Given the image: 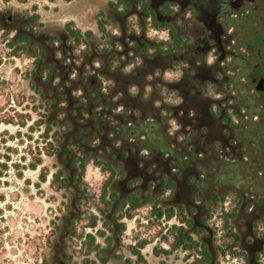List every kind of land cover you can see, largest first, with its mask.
I'll return each mask as SVG.
<instances>
[{"label": "flooded vegetation", "instance_id": "af4514ba", "mask_svg": "<svg viewBox=\"0 0 264 264\" xmlns=\"http://www.w3.org/2000/svg\"><path fill=\"white\" fill-rule=\"evenodd\" d=\"M166 2L173 5L172 12L169 16H162L158 7ZM148 3L159 20L169 21L176 33L186 38L182 42V50L175 51L169 58L171 63L168 66L179 61L187 64L186 68H181L179 76L170 82V87L180 96L179 103H182V107L197 106L194 115L188 114L185 108L179 106L174 108L175 116L180 114V124L194 129V134L182 131L183 137L188 138L187 141L167 140L164 144L151 141L131 143L123 139L113 144L105 134H102L88 145L73 138L71 133H66L63 140L56 143L55 156L58 165L51 178L68 197V201L61 223L55 228L51 254L43 264H129L127 259L132 256L129 246L124 244V233L126 220L130 219L125 213L132 205V197H137L139 201L148 197L157 199V206L162 208L180 205L191 221L189 224L179 221L175 215L176 211L169 218L164 213L149 215L148 212L145 221L155 223L154 243L158 241V244L151 248L148 256L142 253L147 264L204 262L200 245L195 249L183 248L188 236L205 244L211 256L210 264H216L215 260L219 256L230 257L231 254L225 244L217 237L220 236L218 230L222 232L220 237L225 233L222 215L234 207L236 215L230 219V223L239 236L237 245L231 247V250L237 252L234 259L238 258L241 261L238 264H264V225L263 222H260V225L255 223L264 217V204L259 206V201L251 192H240L242 195L240 198L230 192L233 201L227 200V194L219 201L218 198L224 193L221 192L224 185H219L217 178L208 171L211 161L216 162V169L221 168L220 165L223 167L225 163L220 161V157L229 154L224 151L227 137H223L221 130L226 129L228 135L232 137L236 128L229 125L221 101L236 98L252 100L264 93V59L261 55L254 61L255 53L259 49L255 48L252 41L248 48L244 47L242 52H236L237 45L230 31L231 21L237 13L244 10L247 4L257 6V0H148ZM139 9V7L131 9L124 14L123 20L110 8L107 14L112 15L123 30L128 23L132 25L133 16L137 19V16L142 14ZM32 21L30 17H22L18 12L2 10L0 7V24L4 28L12 26L16 31V38L20 35L27 36L29 39L27 46H34L31 54L35 59L42 58L35 45L39 44L44 48L45 57L42 60L51 64L52 73L46 82L40 83L43 98L49 99L51 96L47 91L51 90L53 93L51 98L58 99L59 96L64 98L61 104L65 103L66 107L62 108V113L69 112L74 106L76 110L75 104L79 102V93L72 94L65 86V81L67 78L72 80L76 77L81 49L76 51V47L73 48V39L65 28L62 32L48 28L47 33H41L37 26L32 25ZM133 26L135 28L133 34H145V30ZM133 34L124 35L122 39L131 42L135 39ZM68 40L70 44H67ZM86 40L91 49L88 59L90 60L97 54L94 41L88 37ZM233 58L242 59L234 74L236 77L241 76L240 79L248 83L247 93H243L241 83L234 88L236 95L233 89L228 90L225 87L226 82L231 79L227 66L237 63L233 62ZM164 62L166 60L160 57L159 64L165 66ZM39 64L41 60L36 65ZM260 78H263L262 87L257 89ZM205 83L220 85L219 92L222 97L203 99L201 91L196 86ZM57 84L60 85L62 92L56 91ZM81 95L83 99L88 100L87 94ZM211 104H215L219 109L218 121L214 112L210 110ZM103 113L105 115L95 117L91 121L97 122L104 133L110 128L108 123L115 116L107 110H103ZM73 130H77V127ZM83 138L86 139L87 136L84 135ZM75 143L82 146V153L92 152L98 160L110 163L109 171H103L95 165L105 175L95 194L86 192L88 188L83 182L84 171L82 172L80 161L77 159ZM145 145H148L147 149L144 148ZM109 177L111 179L106 185L107 194L102 196L101 186ZM167 182H171L172 185L166 187ZM205 202H209L210 206L207 207ZM219 202L224 205L220 216L221 224L214 228L209 220L212 209ZM107 203L109 205H106ZM145 205L149 206L150 211V203ZM145 205L134 209L133 219L136 215L138 217L135 212ZM141 219L139 222H142ZM173 219H176V222L171 224ZM239 220L242 222V229L238 224ZM166 223L169 224L166 226ZM172 225L184 227V241L176 248L170 245L173 240V234L169 231ZM137 241L133 242V245ZM216 246L225 253L217 251ZM239 252L244 254H238Z\"/></svg>", "mask_w": 264, "mask_h": 264}, {"label": "rangeland", "instance_id": "374dc122", "mask_svg": "<svg viewBox=\"0 0 264 264\" xmlns=\"http://www.w3.org/2000/svg\"><path fill=\"white\" fill-rule=\"evenodd\" d=\"M110 1L115 2V0H0V7L2 10L18 12L22 17L32 18V25L37 26L41 33H47L48 28L62 32L65 24L70 22L71 26L82 32H91L88 38L94 41V46L101 48L107 47V44L105 42L98 44L102 33L97 28V21L107 14ZM257 4V6L247 4L242 10L244 13H237L234 17L235 21H231L233 25L230 29L234 39L244 42L246 39L243 37L247 36V40L251 39L250 42H254L255 48L259 49L255 53L254 61L261 55L264 59V0H257ZM134 18L133 16V20ZM144 30L149 38L167 39V31L158 29V32H153L148 25ZM104 31L109 34H120L118 29L109 26H105ZM15 36L16 31L12 26L4 28L0 24V264H43L51 254L55 228L61 223L62 215L65 214L64 207L68 197L51 178L58 164L55 152L48 145L49 142L53 143L50 131L45 137L43 135L46 125L52 128L56 126L52 124L53 120L50 118V110L47 109L49 105L46 104L45 97L40 95L43 88L40 86L38 91L35 89L32 72L36 68V59L31 54L34 46H27L26 50L13 53L12 47L8 44L13 41L18 42ZM67 44H70L69 40ZM235 44L237 45L236 40ZM78 49L80 50L79 47ZM235 51L239 52L237 46ZM170 63L167 59L165 65ZM186 65L185 62L179 61L172 64L170 69L157 73V77L161 76L163 80L171 82L179 76L181 68H186ZM241 82L243 85L245 81ZM169 85L167 83L168 87ZM196 87L201 91L203 99L222 97L219 92L220 85L205 83L197 84ZM234 94L236 95V91ZM167 97L168 102L173 105L180 102V96L173 89L168 92ZM60 105L65 106V103ZM221 107L231 115V122L239 121L233 115L232 108H234L241 117L240 127L247 124V131L252 134L249 125H254L258 127L260 133L253 134L257 147L247 146L248 153L239 161L237 170H230L229 165L224 164L223 168L216 172L217 177L227 184H245L247 182L245 177H249L246 175L247 166L250 168L249 175L252 179L248 180L245 188L250 192H264V108L255 115L252 111L255 105L247 107L238 98L221 101ZM210 110L215 113L218 121L217 106L211 104ZM179 117L180 114L176 121L169 120L170 134L176 135V130L179 129L180 132L182 130L194 134V129L191 127L185 125L180 128ZM224 118L223 116L222 122L225 121ZM19 122H24V125H20ZM182 134L177 135V140H182ZM231 157L229 154H223L220 158L233 162ZM250 163H254L255 166ZM213 168L214 163L210 170ZM223 169H227L228 174L223 172ZM41 174L45 175L44 179H41ZM104 176V173L93 163H88L83 176V182L88 188L86 192L95 194ZM260 186L263 188L258 191L257 187ZM228 189H222L221 192ZM227 195V200L233 201L232 194L229 192ZM223 207L224 205L219 202L212 209L209 222L214 228L221 224ZM148 212V205L136 211L138 217L136 215L134 219L132 216L126 220V233H124L125 246L133 245L136 240L146 241L141 251L145 256H148L151 248L158 244V241L154 243L155 223L150 220L145 221ZM140 218L142 222H139ZM171 222L173 224L176 219ZM168 224L166 223V226ZM238 224L242 229L240 220ZM218 233L222 236V232L218 230ZM220 236L217 239L223 242ZM235 257L237 256L228 258L219 256L215 263H241L238 258L234 259Z\"/></svg>", "mask_w": 264, "mask_h": 264}, {"label": "trees", "instance_id": "16d2710c", "mask_svg": "<svg viewBox=\"0 0 264 264\" xmlns=\"http://www.w3.org/2000/svg\"><path fill=\"white\" fill-rule=\"evenodd\" d=\"M108 4L110 9H112L122 20L124 14L130 12L131 9H137V7L140 8L139 11L142 14L132 21V25L128 23L127 26H124L123 30L120 28L119 22L112 15L104 14L103 17L97 21V28L102 33L101 36H99L100 42L98 44L105 42L107 47L98 48L95 46L94 49L97 55L90 60L88 59L91 55V49L86 38L91 32H82L78 28L71 26L70 22L65 24V29L73 39V48L81 45V43L84 44V48L81 49L80 56H78L79 69H77L76 77L72 80L67 78L65 81V86L70 89L69 91L72 94L79 93V102L78 104L74 103L77 107L76 110H74V106L69 112L62 113V108L66 107L60 105L64 101V98L59 96L58 99H53L51 98L53 95L51 90L47 91V94L51 96L49 99H46V104L49 105V108L47 109L50 110V118L53 120L52 124L56 127L52 128L46 125L43 136L45 137L48 135V132L50 131L53 143L49 142L48 145L54 152L57 151L56 143L61 142L64 135L68 132L71 133L73 138L79 139L88 145H91L93 141L102 134H105V136L115 144L122 139L131 143L137 141L147 142L153 134L155 135L158 133L169 140L173 139L177 141V135L182 133V130L180 132V129L176 130V135L175 133L170 134L169 132L171 126L169 120H177V117L174 114V108L175 106L181 108L182 103L173 105L168 102L167 94L172 88L168 87L167 83L170 84V82L163 80L161 76L158 78L157 73H162L171 68V65L168 66V64H166L165 66H162V64H159L160 57L167 60L175 51L182 50V42L186 39L185 36L178 35L169 21H166L165 19L162 21L159 20L149 6L148 0H115V2L110 1ZM172 6L173 5L170 2H166L158 7V11L162 16H169L172 12ZM240 13H244V11H241ZM233 20L235 21V18H233ZM133 25L142 30H144L147 25L151 28L166 30L167 39H152L145 34H133V31H135ZM105 26L118 29L120 34H109L105 32ZM128 34H133L135 39L131 42L128 39L123 40V36H127ZM243 38L246 39V41L243 42L237 38L235 39L239 52H242L244 47L248 48L251 43V39L247 40V36H244ZM17 39V43L16 41H13L8 44L12 47L13 53H19L26 50L25 48L29 43L27 36L20 35ZM35 46L42 55V58H44V48L39 44H36ZM42 58L36 59V64L39 60H41V64L38 66L36 65V68L32 72L36 90L41 86L40 83H44L49 79V76L52 73L51 64L45 62L44 59L43 61ZM232 60L237 63L233 66H227V70L229 71L228 75L231 79L226 82L225 87L228 90L233 89V91H236L234 88L238 86L239 83L242 85L241 81L243 80L240 79L241 76L236 77L234 71L239 66L238 63L240 61L242 62V59L233 58ZM94 63H97V66H94ZM174 64L176 63H173V65ZM68 81L70 83H68ZM55 89L57 92H62V89L58 84L55 86ZM241 89L243 90V93H247L248 84L244 85L243 83ZM40 93V95H43V92ZM81 94H87L89 96L88 100L83 99ZM260 96L261 97L252 100L242 98L241 102L247 107L254 104L255 107L252 111L256 115L258 111H261V109L264 108V93ZM182 108L187 109L188 114L191 113L194 115V109H196L197 106H185ZM103 110H107L110 114L115 116V118L109 121L108 126H110V128L104 133L98 127L99 124L97 122L91 121L95 117L105 115ZM232 112L239 121L231 122V115L228 112H225V117L229 119V125L234 127L241 126V117L237 113V110L232 108ZM19 124L24 125V122H19ZM178 125L180 128L182 127L180 122ZM74 127H77V130L74 131ZM249 127L251 129L254 126L249 125ZM253 133L256 134L257 130H253ZM84 135L87 136L86 139L83 138ZM187 140V137H183L182 140L179 141L183 142ZM242 141L245 142L246 139L242 137ZM75 148H77V159L80 161L82 172L87 163H93L94 165L99 166L103 171L111 170L109 162L104 163L98 160L92 152L82 153V146L77 145L76 143ZM144 148L147 149L148 145H145ZM182 155L184 156V154ZM243 157L244 154L240 156L241 159H243ZM231 159L235 162L237 157L232 156ZM220 161L223 163L230 162L229 160L224 161L221 158ZM44 176V174H41V179H44ZM110 179L111 177L104 180L101 186L102 196L107 194L106 185ZM171 185V182L166 183V187H170ZM161 192H163V189ZM229 192H232L235 196L240 198L242 196L240 192L244 193L248 192V190L239 191L231 188L222 193L218 200H223L224 196ZM131 202L132 205L125 213L127 218L133 216L134 209L137 207L150 203L151 209L149 215L152 213H158V215L164 213L166 217L169 218L174 215V211H176L175 215L179 221L188 224L191 222L180 205L176 207L162 208L157 206V199L149 197L142 201H139L137 197H132ZM106 205H109V203ZM205 205L208 207L210 206V203L205 202ZM235 215V207L230 212H226L222 215L223 228L225 229L222 243L225 244L231 256L237 255V252L231 250V247L237 245L239 239L238 234L233 230L230 223V219ZM260 222H264V217L255 221L256 224H259ZM122 227H124V225ZM183 230V226L172 225L170 227L169 231L173 234V240L170 243L172 248H176L183 243ZM145 244L146 241L143 239L138 240L135 245H128L130 255L132 256L127 259L129 264H137L139 262L147 264V261L140 250ZM198 245L202 247V253L204 255V262L201 264H210L211 256L204 243L188 236L187 242L183 243V248L195 249ZM216 249L222 254L225 253L219 246H216ZM238 254L244 253L239 252ZM193 264L197 263L194 262Z\"/></svg>", "mask_w": 264, "mask_h": 264}, {"label": "crops", "instance_id": "0c3cea01", "mask_svg": "<svg viewBox=\"0 0 264 264\" xmlns=\"http://www.w3.org/2000/svg\"><path fill=\"white\" fill-rule=\"evenodd\" d=\"M215 117H216V115H215ZM254 126V125H253ZM248 127V125L246 124L245 126H243V127H236V128H234V130H235V132L233 133V136L232 137H230L229 135H228V131L225 129V130H222V135H223V137H227V142L224 144V151L225 152H227V153H229V154H232L233 156H236L237 157V160L235 161V162H227V163H225V165H229L228 166V169L229 168H231L230 170H237V168L239 167V161H241V160H243V159H241L240 158V156L242 155V154H244V156L248 153L247 152V146H253L254 148L255 147H257L256 146V138H254V136H253V134H255V133H253V130H257V134H259L260 133V131H259V129H258V127H252L250 130H251V133L252 134H249L248 133V131H247V128ZM250 128V127H249ZM202 130V129H201ZM195 131V130H194ZM229 136V137H228ZM242 137L243 138H245L246 139V141L244 142V141H242ZM167 140H169V139H167V138H165V136L163 137L162 135H160V133H158V134H153V136L149 139V141H151V142H153V143H157V142H161L162 144H164V142L165 141H167ZM173 140V139H172ZM246 144V145H245ZM173 145H175V144H173ZM176 146V145H175ZM174 146V147H175ZM231 146H234V148H231ZM252 150L250 149L249 150V152H251ZM231 155V156H232ZM244 158V157H243ZM255 161V160H254ZM212 163H214V168L212 169V170H210V168H211V166H212ZM212 163H209V168H208V171L211 173V174H213V176L214 177H216L217 178V183L219 184V185H224L223 186V189H225V188H229V189H235V190H239V191H244V190H248L247 188H245L246 187V185H247V183H248V180L250 181L251 179H252V176L251 175H249V173H250V168H248L247 166H246V168L248 169V172H246V173H248V174H246V175H248L249 177H245V179L247 180V182L245 183V184H243V183H238V184H236V185H234V184H227V183H224L223 181H221L220 180V178L218 179V177H217V174H216V172L217 171H220L223 167H222V165H220L221 166V168H219L218 170L216 169V162H214V161H212ZM250 165H253V166H255V164L254 163H250ZM226 170L227 169H223V172H226ZM244 170H245V168H244ZM243 170V171H244ZM245 172V171H244ZM221 173V172H220ZM227 174H228V172H226ZM218 174H219V172H218ZM245 175V176H246ZM256 178V177H255ZM240 185V186H239ZM263 187H257V190L259 191V190H261ZM228 189V190H229ZM248 193H250V190H248ZM253 195H255V194H258L257 196H256V199L259 201L258 202V204H259V206H260V204L262 205V204H264V192H251Z\"/></svg>", "mask_w": 264, "mask_h": 264}, {"label": "built area", "instance_id": "2783aa9c", "mask_svg": "<svg viewBox=\"0 0 264 264\" xmlns=\"http://www.w3.org/2000/svg\"><path fill=\"white\" fill-rule=\"evenodd\" d=\"M151 30H152L153 32H158V29H155V28H151ZM161 31H166V30H161ZM82 46H83V45H80L79 48L82 49ZM77 50H78V47H76V51H77ZM94 66H97V63H94ZM72 75H73V74H71V76H72Z\"/></svg>", "mask_w": 264, "mask_h": 264}, {"label": "water", "instance_id": "95a60500", "mask_svg": "<svg viewBox=\"0 0 264 264\" xmlns=\"http://www.w3.org/2000/svg\"><path fill=\"white\" fill-rule=\"evenodd\" d=\"M262 82H263V78H260L259 81H258V84L256 86L257 89L261 88L262 87ZM89 149V148H88Z\"/></svg>", "mask_w": 264, "mask_h": 264}]
</instances>
